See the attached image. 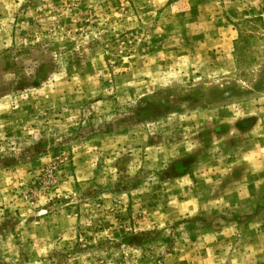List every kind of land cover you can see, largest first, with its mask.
I'll use <instances>...</instances> for the list:
<instances>
[{"label": "rangeland", "instance_id": "rangeland-1", "mask_svg": "<svg viewBox=\"0 0 264 264\" xmlns=\"http://www.w3.org/2000/svg\"><path fill=\"white\" fill-rule=\"evenodd\" d=\"M0 264H264V0H0Z\"/></svg>", "mask_w": 264, "mask_h": 264}, {"label": "trees", "instance_id": "trees-1", "mask_svg": "<svg viewBox=\"0 0 264 264\" xmlns=\"http://www.w3.org/2000/svg\"><path fill=\"white\" fill-rule=\"evenodd\" d=\"M254 88H255V89H258V88H259V85H258V84H255V85H254Z\"/></svg>", "mask_w": 264, "mask_h": 264}]
</instances>
